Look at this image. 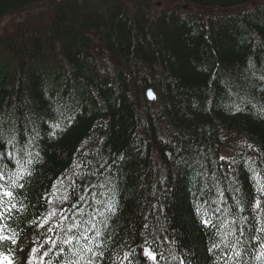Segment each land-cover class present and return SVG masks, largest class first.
Returning <instances> with one entry per match:
<instances>
[{
	"label": "trees",
	"instance_id": "obj_1",
	"mask_svg": "<svg viewBox=\"0 0 264 264\" xmlns=\"http://www.w3.org/2000/svg\"><path fill=\"white\" fill-rule=\"evenodd\" d=\"M47 1L0 0V25ZM181 1L182 9L152 14L150 0H53L46 23L0 36V168L11 174L8 152L33 160L15 189L29 206L11 221L20 239L0 243V264L19 257L37 230L28 221L46 214L43 197L69 175L76 183L65 215L80 195L91 199V185L104 184L98 198L118 202L102 264H214L218 253L208 249L229 226L205 227L214 206L201 202L218 200L217 187L226 211L219 220L208 211L210 219L231 220L233 197L249 215V167L264 181V2ZM221 156L234 160L231 172ZM237 264L257 262L246 252Z\"/></svg>",
	"mask_w": 264,
	"mask_h": 264
},
{
	"label": "snow or ice",
	"instance_id": "obj_2",
	"mask_svg": "<svg viewBox=\"0 0 264 264\" xmlns=\"http://www.w3.org/2000/svg\"><path fill=\"white\" fill-rule=\"evenodd\" d=\"M261 79H264V77ZM147 95L150 99H155V95L151 90H148ZM248 147L252 148L253 146L248 145ZM28 155L31 156V153ZM7 157L9 160L14 161V166L10 170L11 174L7 176L5 169L0 168V243L7 241L15 245L20 239V232L12 226L11 221L16 215L27 212L29 207L23 201H17L15 189L22 190L25 187L21 181L26 176L30 177L32 175V171L28 166L33 163V160H22L14 156L12 152H8ZM219 159L229 165L227 171L231 172V164L234 163V160L226 156H221ZM249 170L252 172L255 194L254 202L248 208L249 215H244L246 202L233 197L235 207L231 209L233 214L231 220L221 221V224L217 225L210 219L208 211H211L212 216L216 217L217 220L220 219L218 214L226 211L222 207L226 203L224 190L219 187L216 188L218 200H204L201 202L205 206H214L211 209L205 208L201 218V223L205 227L220 230L225 224L229 226L218 237V241L214 242L208 249L210 253H218L214 257V264H229V262L237 264V261H241L246 252L257 264H264V181L259 179V173H256L251 167H249ZM66 179L70 178H57L52 185L51 193L43 197L48 205L51 206L56 201H59L60 205L68 202L70 193L65 194L67 188H65L64 193H61L58 187L63 185ZM75 183V180H72L68 187H73ZM97 187L105 188V185L89 186L86 191L91 199L86 195H80L77 201L71 205L73 212L70 216L64 214L66 210L63 207H53L46 214L40 213L28 221L29 226L35 225L38 229L48 225L46 232L54 234L56 238L53 239V235H46L42 244H38L31 249L25 264H33V260H39L40 264H51L50 260L44 259L50 255H55L57 262H62V264H102V258L105 255L102 251L105 247L104 242L112 239V234L107 229L111 227L110 221L117 215L119 206L114 199H99L98 197L105 196V193L95 192L94 189ZM209 191L212 190L209 189ZM235 191L239 192L240 189L237 188ZM85 208L88 209L87 212H85ZM196 212L198 216L201 215L199 206L196 208ZM237 216L243 221L242 223L237 222ZM144 228H149V224L145 223ZM246 232L252 233L248 239L252 249L251 252L248 251V247L244 243ZM59 233H63V238L60 237ZM44 245H48V247L44 248ZM66 251L72 253V258L65 261L64 254ZM144 253L154 261L157 258L154 250L150 247H145ZM123 259H128L127 253L124 254ZM6 264H14V261H6ZM120 264H123V261ZM180 264H184L183 259H181Z\"/></svg>",
	"mask_w": 264,
	"mask_h": 264
},
{
	"label": "rangeland",
	"instance_id": "obj_3",
	"mask_svg": "<svg viewBox=\"0 0 264 264\" xmlns=\"http://www.w3.org/2000/svg\"><path fill=\"white\" fill-rule=\"evenodd\" d=\"M150 1H151L150 12L152 14L159 13L162 10H170V9H174V8L182 9L183 6L185 5L183 3V1H181V0H150ZM263 2H264V0L262 1V3ZM51 5H53V0H48L46 2V4H44V5L32 8V9L27 10L21 14L16 15V16L6 18L2 22V24L0 25V36L8 35L10 32H12L15 29V26L19 23H27L29 25H37V24L46 23L48 21L49 8ZM189 12L198 13L197 10L190 8V7H189ZM100 63H102V62H100ZM105 65H106V67L109 68V70L113 74H115V71H114V68L112 67V65H109L107 63H105ZM101 149H102L101 147L94 148V151L100 152V154H102ZM71 176L72 175L65 176V177H69L70 179L64 180L63 185L58 186L61 193H64L65 188H67V193H65V194H68V190H69L68 186L71 184V181H72ZM65 204L66 203H64L63 205H60L59 201H56V203H54L53 205H51L49 207L48 211H50L51 208H53V207H56V208L63 207ZM57 219H58V217H57ZM47 228H48V225H45V227L42 229L37 228L35 233L27 238V240L23 244L24 249H23L22 253L19 255V257L14 261V264H25V261L29 255V253L31 252V249L33 247L37 246L38 244H42L45 240L46 235L50 234V233L46 232ZM34 262H35V260H33V264H34Z\"/></svg>",
	"mask_w": 264,
	"mask_h": 264
},
{
	"label": "water",
	"instance_id": "obj_4",
	"mask_svg": "<svg viewBox=\"0 0 264 264\" xmlns=\"http://www.w3.org/2000/svg\"><path fill=\"white\" fill-rule=\"evenodd\" d=\"M149 90H151L153 93H154V91H153V89H149ZM154 95H155V99H150L149 97V99L151 100V101H156L158 98H157V95L154 93Z\"/></svg>",
	"mask_w": 264,
	"mask_h": 264
}]
</instances>
